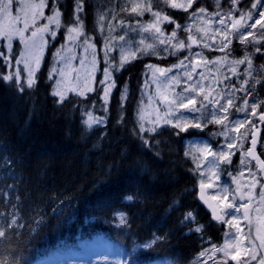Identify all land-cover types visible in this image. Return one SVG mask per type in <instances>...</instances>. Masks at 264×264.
<instances>
[{
	"label": "trees",
	"instance_id": "1",
	"mask_svg": "<svg viewBox=\"0 0 264 264\" xmlns=\"http://www.w3.org/2000/svg\"><path fill=\"white\" fill-rule=\"evenodd\" d=\"M85 2L82 20L91 24L94 5ZM60 10L67 21L72 2ZM51 49L31 88L2 79L9 73L0 56V264L67 259L96 237L122 264H189L222 230L198 199L185 152L190 132L168 124L141 131L136 122L145 60L121 68L128 93L114 92L105 111L98 91L58 98L47 65ZM88 111L105 122L87 129Z\"/></svg>",
	"mask_w": 264,
	"mask_h": 264
},
{
	"label": "rangeland",
	"instance_id": "2",
	"mask_svg": "<svg viewBox=\"0 0 264 264\" xmlns=\"http://www.w3.org/2000/svg\"><path fill=\"white\" fill-rule=\"evenodd\" d=\"M66 0H46V3L49 7H44L43 9H37V11H42L43 15L38 16L36 19L35 25L32 24L31 19L29 18V28L24 32V39L21 40L19 37H14L9 50L8 44L4 40H0V52H3L4 57H8L7 69L8 73L13 75V78L20 83H26L29 74V68L25 66L24 63L17 65L15 62L17 60H23L27 58L31 68L35 69L34 80L36 74L40 69V66L43 63V60L46 58L45 49L52 47V53L49 55L50 62H47L49 65V76L52 78L53 90L54 93L61 92L63 94V99L71 94L87 93L95 91L101 95L103 101V108L106 111L108 108V101L111 98V95L116 92L123 97L128 93V86L125 83H122V78L119 75L121 68V56L122 54L128 57L127 62L123 64L126 65L129 62L134 61L137 58L144 59L143 70L140 75V80L136 86L135 93L139 96L138 108L136 111V122L140 128V125H144V131H149L153 127L152 121L157 119L159 114L160 117H163L166 108L163 101L159 98L157 94V83L159 81L153 78V71L155 68H171L172 71L167 74L168 78L176 76L180 81L179 84L174 86L176 93H181L182 89L186 87L184 72H189L194 80H198L199 76L197 73H203L206 79L203 81L205 90L210 91V83L213 77L219 80V86L215 87V91L219 92L223 89L226 92H231V85H235L236 88L241 86V82L245 79L249 80V84L245 87L250 90L253 89L252 96L248 97L249 105L255 103L256 101H264V41L259 44H241L235 37L232 38V43L225 48L223 51L218 50L221 47V36L216 33V29L219 27L218 21L225 17L229 11H233V19L238 18L241 11L247 12L250 10L244 9L240 4L245 0H240L235 7H233L231 0L221 9V0H219V6H217V0H196L192 5V8L188 9L187 12L181 9H172L167 5L161 3L157 6V0H152L153 11H160L162 14H165L171 17L176 23L181 25L180 29H177V37L171 41L170 44H160L152 32L142 31V27L153 20L151 13L145 12L143 16L130 15L128 12H122L121 7L127 4L128 0H88V2L94 5L93 23L88 24V22L83 21V35L78 39L70 40L68 34V28L75 26V17L72 15L68 18L67 21L62 20L63 14L60 10L61 2ZM72 2L73 12H74V0H67ZM25 3L29 4H39L40 0H24ZM147 3V0H144ZM181 2V0H177ZM84 3V13L87 20V5L85 0ZM59 6V11L62 14L60 18V24H49L50 31L38 34L35 38L36 47L33 49L31 47V37L32 31L37 27H42L45 24H48V19L52 12L50 7L53 5ZM204 8L206 12L203 14V19L200 18V14L197 13L195 18L192 17V12L196 9ZM172 10L180 11L185 13L182 19H178L175 15H171ZM26 11H30L27 10ZM20 12V4L17 0H14L13 14L16 15ZM213 13H219L218 16H213ZM115 16V19L112 17ZM103 17V19H101ZM81 19L84 18L83 14L80 16ZM259 17L254 16V19ZM123 20L124 24L121 25L120 21ZM137 20L140 21V27H137ZM211 21V24L208 23ZM253 21H249L252 23ZM264 23V20L261 21ZM109 25H111V30H109ZM20 27H23V20L21 21ZM161 31L164 36L161 39L169 37L175 24H169L166 21L160 23ZM185 27H190L191 32H186ZM209 29L208 37H205L204 40H201L203 33H199L198 29ZM135 29V31H133ZM260 25H257L256 29L253 30L255 36L259 37L261 32L259 31ZM223 31V29H221ZM55 33V35H53ZM193 35L198 41H201L198 44H193L189 49L187 47L183 49H175L173 45L177 44L178 41H184L185 45H188L190 41L187 39L189 35ZM216 35V39L212 40L211 36ZM42 36V39H41ZM124 36V40H120L119 37ZM90 38V43L94 45V48L89 47L85 51V39ZM252 37H249L251 40ZM143 40L144 44H152L154 47L147 50L146 52L140 51L142 47L140 41ZM25 41L29 43L26 45ZM208 43L211 47H204V43ZM108 45V48H105V45ZM52 45V46H51ZM260 47L261 52H255L254 48ZM167 49V51H165ZM178 50V51H176ZM107 52V55L105 53ZM93 53H95V67H93ZM132 53H135V58H132ZM195 53H201L199 57L194 56ZM250 56L252 61V68L249 70L247 64H238L233 65L232 61L243 59L245 56ZM185 57H189L190 60L195 64L196 62L200 63V67L196 68V72H191V68H179L173 67V65H178L181 60ZM48 58V57H47ZM38 59V66L34 62ZM219 59L221 63L213 64L207 63L205 65V60L208 62H213ZM11 66H8V65ZM152 66V67H149ZM235 68L236 75L232 74V69ZM19 69L20 76L16 78V71ZM107 71L111 75V80L114 81V86L110 88L109 96L107 102L104 99L103 88L105 85H102L100 81L105 80L104 71ZM251 72V76L247 73ZM227 77V78H225ZM165 78L160 77V81H163ZM256 80H259L260 83H255ZM117 81L120 82L118 85ZM89 89H92L89 91ZM163 90V89H161ZM247 94L244 92H236L234 99V104L240 106L243 103V98ZM253 97L255 99H253ZM61 99L60 96H58ZM211 99V97H210ZM201 102V97H197L196 104L199 107ZM223 103V101H221ZM262 106V105H261ZM257 109L259 114L262 107ZM143 109L145 114V119L142 121L140 119V112ZM212 105H209L207 109L202 110V112H192L189 113L184 109H181L180 112H177L176 115L179 116L180 113H183L185 117L189 120H197L202 125L207 123V120L210 117V112ZM250 112V108H249ZM92 116L96 120H99V123H92L89 125V116ZM245 113H237L235 108L230 109L229 121H232L234 118L243 119ZM105 122V116L94 111H88L84 114V124L87 129H92L95 126L103 124ZM175 120H173V123ZM251 124H255L256 127L259 123L258 115L256 117H251ZM163 125H166L160 122V128ZM264 129V124H261ZM250 124H245L244 127L240 128L239 133H229V139L227 142L231 143V136L240 135L245 132L246 129L250 128ZM224 131L222 125L217 124H207V127L189 128L188 138L185 141V152L187 157L190 158L192 164L194 165L195 172L197 174V183L203 181L204 185L207 187L208 192L215 197L217 204L223 198L222 189L227 187L228 192V201L234 202L236 204L246 203L247 197L244 201L239 200L238 198L234 199V196L238 197V194L235 192L237 188V182L240 185L242 192H247V185L251 183L250 174L248 169L252 170V173L260 179V183L257 184L256 188L253 189L252 200L253 203L249 205L250 208V217L253 219L252 224V236H249L251 240L255 236L256 223L255 218L257 216L256 208H261V212H264V206H261L259 202V194L262 190L261 186L264 185V176L257 168V165L251 161L249 157H246L244 153L249 148V140L251 138V132H248V138L241 140H236L234 148L231 150L235 152L234 155L230 156L231 163L220 162L217 168H211L209 170V161L212 160V157H208L207 160L203 159V154L198 151V149L203 148L205 144L210 145L213 151H220L224 149L226 143L225 136L220 133ZM152 132V131H150ZM264 144V131L261 139V145ZM226 150V149H225ZM259 151L264 158V149L260 146ZM243 161V162H242ZM200 164V168L197 169V164ZM243 173V176L240 175ZM217 177H219L217 179ZM235 178V179H234ZM243 209L240 213H235L238 218H240V227L243 230V234L248 233L249 224L248 221L242 218ZM229 216H225V220L229 219ZM219 226L222 230V236L219 241L208 243L204 250L211 249L213 244L217 247L221 246L225 239H231V233L235 232V229H232L226 223L218 221ZM228 234V235H226ZM244 247H250L249 242L246 240L244 242ZM256 258L253 260L250 256L246 257L241 254L240 261L241 264H244L245 260H249L250 264H259L261 259H264V249L259 247V241L256 245ZM200 253L193 259L189 264H219L221 261L222 253L217 252L214 256L209 251L206 255L201 256ZM110 249L106 247L103 242V239L100 237L93 238L89 242L82 244L81 249L76 252L75 256L68 257L67 259H61L59 257H52L51 260L42 261L39 264H122L120 260L114 259ZM211 256V258H209ZM38 264V263H37ZM124 264V263H123ZM149 264H158V263H149ZM228 264H236L235 261L229 259Z\"/></svg>",
	"mask_w": 264,
	"mask_h": 264
},
{
	"label": "snow or ice",
	"instance_id": "3",
	"mask_svg": "<svg viewBox=\"0 0 264 264\" xmlns=\"http://www.w3.org/2000/svg\"><path fill=\"white\" fill-rule=\"evenodd\" d=\"M20 4V12L16 15L13 14V6H14V0H0V40H4L7 42L9 50L11 49L12 41L14 37H19L21 40L24 39V32L28 30L29 28V18L31 19V22L33 25H35L36 19L38 16H42V11H37V9H43L44 7H49V5L46 3V0H40L39 4H29L25 3L24 0H17ZM196 2V0H181V2H177V0H157V6H159L161 3L167 5L168 7L172 9H181L185 12H187L188 9L192 8V5ZM231 3L233 7H235L238 3H240V0H231ZM217 6H219V0H217ZM250 10L247 12L241 11L239 13L238 18L233 19V11H229L225 17L221 18L217 23L219 27L216 29V33L221 36V47L218 49L220 51H223L225 48H227L232 43V38L235 37L241 44H259L262 41H264V23H261L262 20H264V0H256V2L252 3L249 6ZM30 10V11H26ZM50 11L52 12V15L47 17L48 24L43 25L42 27H37L35 30L32 31V43L31 47L34 49L36 47L35 44V38L38 36V34H42L44 32L50 31L49 24H56L59 26L60 24V18L61 13L59 11V6H56L55 4L50 7ZM84 11V3L83 0H74V12L73 15L75 17V26L68 28V34L70 40L78 39L81 35H83V20L80 18L81 14ZM122 12H128L130 15H135L137 17L143 16L145 12L151 13L153 20L149 22L148 24L144 25L142 27V31L144 32H152L153 35L156 37L158 42L160 44H170L173 39L177 37V29L181 28V25L176 23L174 20L171 19V17L162 14L160 11H153L152 7V0H147V3L144 2V0H128L127 4H125L123 7H121ZM206 12V9L199 8L192 12V17L195 18L197 16V13L200 14V18L203 19V14ZM213 16H218L219 13H213ZM254 16L259 17L257 19L253 18ZM115 19V16L112 17ZM103 19V17H101ZM23 20V27H20L21 21ZM166 21L169 24H175V28L171 32L169 37L161 39V37L164 36L163 32L160 28V23ZM249 21H253L252 23H249ZM121 25L124 24V21H120ZM209 24H211V21H208ZM257 25H260L259 31L261 32V35L259 37L255 36L253 33V30L256 29ZM111 25H109V30H111ZM137 27H140V21L137 20ZM223 29V31H221ZM184 30L186 32H191L190 27H185ZM135 31V29H133ZM199 33H203V36L201 37V40H204L205 37H208L209 29H198ZM55 35V33H53ZM249 37H252L251 40H249ZM42 39V36H41ZM120 40H124V36L119 37ZM187 39L190 41L188 45H185L184 41H178L177 44L173 45L175 49H183L185 47L191 48L193 44H198L201 41H198L193 35H189ZM212 40L216 39V35L211 36ZM90 38L85 39V51L88 50L89 47L94 48L95 46L92 45L90 42ZM26 45L29 43L28 41H25ZM141 48L140 51L146 52L149 49H152L154 45L152 44H144V41H140ZM204 47H211L208 43L203 44ZM105 48H108V45H105ZM167 51V49H165ZM255 52L260 53L261 48L255 47ZM5 54L3 52H0V56H4ZM107 55V52L105 53ZM132 58H135V53H132ZM196 57L201 56V53H195L193 54ZM7 60L8 57H5ZM128 57L124 56L122 54L121 56V62L120 67H123V64L127 62ZM38 66V59L34 61ZM17 65L20 63H24L26 67L29 68V74L27 79V85L29 88H31L34 84V72L35 69L31 68L29 64V60L27 58L23 60H17L15 62ZM207 63H213L218 64L221 63L219 59L213 62H208L205 60V65ZM247 64L248 69L250 70L252 68V61L250 56H245L243 59L232 61L233 65L238 64ZM8 66H11L10 64ZM200 63L196 62L193 63L192 60L189 59V57H185L183 60L180 61L178 65H173V67H179V68H191V72H196V68L200 67ZM93 67H95V53H93ZM152 67V66H149ZM171 68H155L153 71V78L157 81V94L159 98L163 101L166 111L163 115V117H160L159 114L157 116L156 120L152 121L153 127L148 129L149 131L155 132L157 127L159 126L161 120L164 124H168L173 126L174 128L179 129L181 132H187L189 128H197L200 129L202 127H207V124H217L222 125L224 128V131H222L220 134L225 136L226 143L224 145V149L220 151H213L211 149L210 145L205 144L203 148L198 149L199 152L203 154V159L207 160L208 157H212V160L209 161V170L211 168H217L220 164V162L225 163H231L230 156L234 155L235 152L231 151L234 148L235 141L248 138V132L252 131V129H255L256 131L252 133L251 136V147L244 153L246 157H250L251 161H256L259 165L260 172L262 175H264V160H261L259 155L256 153L255 149L258 143L256 132L259 131L258 128H256L255 124H251V117H256L258 115L259 122L261 124H264V112L257 113V109L264 105V101H256L255 103H252L249 105L248 97L252 96L253 89H249L245 87V85L249 84V80L245 79L241 82V86L239 88H236L235 85H231L232 91L226 92L223 89H221L219 92L215 91V87L219 86V80L215 77L211 80L210 83V91L205 90V86L203 81L206 79L204 74L197 73L199 76L198 80H194L193 76L189 72H184L185 77V84L187 85L182 89L181 93H176L174 86L179 84L180 81L177 79L176 76H172L171 78H168L167 74L171 72ZM232 74L236 75L235 68L232 69ZM249 76H251V72L249 71L247 73ZM16 78L18 79L20 76L19 69H17ZM105 80L100 81L102 85H105L103 88L104 92V99L105 102H107L110 88L114 86V81L111 80V75L105 69L104 71ZM160 77H164L165 79L163 81H160ZM227 78V77H225ZM2 79L7 81L13 80V75L11 73L5 75L2 77ZM255 83H260L259 80H256ZM163 89V90H161ZM23 87L21 86L18 91H23ZM92 89H89V91ZM236 92H244L247 95L243 98V103L240 106H236L234 104V99H236L235 93ZM57 96L61 97V101L63 100V94L61 92L55 93ZM84 93H81L83 95ZM197 97H201V102L199 107H197L196 99ZM211 97V99H210ZM253 99H255L253 97ZM223 101V103L221 102ZM209 105H212V109L210 112V117L207 120L206 124H201L197 120H189L187 117L184 116L183 113H180L179 116L176 115L177 112H180L181 109L186 110L189 113L192 112H202V110L207 109ZM235 108V111L237 113H245V117L243 119H236L234 118L232 121H229L228 117L230 114V109ZM250 108V112H249ZM140 119L143 121L145 119V114L143 109L140 112ZM173 120L175 122L173 123ZM99 120H96L91 115L89 116V125L92 123H99ZM250 124L251 127L246 129L244 133L240 135H233L231 136L232 142L229 143L227 140L229 139V133H239L240 128L244 127L245 124ZM140 130L144 131V125H140ZM176 135H179V132L176 133ZM262 149H264V144L261 145ZM226 149V150H225ZM243 162V161H242ZM200 168V164H197V169ZM250 174V180L251 183L247 185L248 191L242 192L239 183L237 182V188L235 192L238 194L237 196H234V199L238 198L241 201H244L247 197L246 203H240L239 205L234 202H227L228 201V192L229 189L227 187L223 188L222 191L224 193L223 198L220 200L219 204L216 206L209 205L213 209V216L216 220L221 221L223 223H226L229 225L230 228L235 229L234 233H231V239H225L223 244L219 247H217L215 244H213L212 248L206 249L204 252L200 253L201 256L206 255L209 251L214 256L217 252L222 253L223 256L221 257V261L219 264H228L229 259L232 261H235L236 264H241L240 257L241 254L248 257L250 256L251 259L256 258V245L257 241H259V247L264 249V212H261V208H256L255 211L257 212V216L255 218L256 223V229H255V236L249 240V236H252V224L253 219L250 217V208L249 205L253 203L252 195H253V189L256 188L257 184L260 183V179L256 177L254 173H252L251 169H248ZM241 176H243V173H240ZM219 177H217L218 179ZM235 179V178H234ZM205 185L203 181L200 183L201 188V198H204L203 189ZM262 190L259 194V202L261 206H264V185L261 186ZM241 209H243L242 212V218L246 221H248L249 229L247 234H243V230L240 227V218L235 215V213H240ZM225 216H229L230 218L225 220ZM188 219H193V213L189 212L187 213ZM15 223V221H13ZM200 229L198 228L197 231ZM5 233L3 231H0V237L4 236ZM228 235V234H226ZM249 242L250 247H244L245 241ZM211 258V256L209 257ZM244 264H250L249 260H245ZM259 264H264V259H261L259 261Z\"/></svg>",
	"mask_w": 264,
	"mask_h": 264
},
{
	"label": "water",
	"instance_id": "4",
	"mask_svg": "<svg viewBox=\"0 0 264 264\" xmlns=\"http://www.w3.org/2000/svg\"><path fill=\"white\" fill-rule=\"evenodd\" d=\"M259 119V118H258ZM260 123V122H259ZM259 129L258 132H256V136H257V140H258V143H257V146H256V153L259 155L260 159L261 160H264L263 157L261 156L260 152H259V146L261 144V135H262V130H263V127L261 126V124H258L257 127ZM256 130L253 129V131L251 132V136H252V133L255 132ZM251 147V138L249 140V148ZM248 148V149H249ZM247 149V150H248ZM250 158V157H249ZM251 159V158H250ZM256 164H257V168L259 169V165L256 161H254ZM260 170V169H259ZM264 176V175H263ZM197 194H198V199L200 201V203L205 207V209L209 212V214L211 215V218L215 221H217L214 216H213V209L212 207H210L209 205H213V206H216L218 205L217 204V201L216 199L208 192L207 190V187L205 186L204 189H203V194H204V198L202 199L201 198V188H200V183L197 184Z\"/></svg>",
	"mask_w": 264,
	"mask_h": 264
},
{
	"label": "flooded vegetation",
	"instance_id": "5",
	"mask_svg": "<svg viewBox=\"0 0 264 264\" xmlns=\"http://www.w3.org/2000/svg\"><path fill=\"white\" fill-rule=\"evenodd\" d=\"M263 109H264V106H263ZM262 111V110H261Z\"/></svg>",
	"mask_w": 264,
	"mask_h": 264
}]
</instances>
